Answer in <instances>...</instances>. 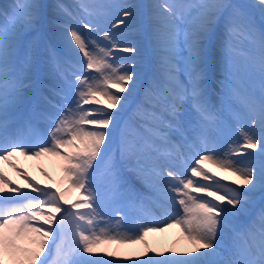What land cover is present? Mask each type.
Instances as JSON below:
<instances>
[{"label": "snow or ice", "instance_id": "1", "mask_svg": "<svg viewBox=\"0 0 264 264\" xmlns=\"http://www.w3.org/2000/svg\"><path fill=\"white\" fill-rule=\"evenodd\" d=\"M139 7L96 0H78L75 12L60 0L0 7V162L38 193L21 192L0 171V264H115L96 258L101 243H144L137 264H264V207L241 222L256 193L264 201V0L145 5L153 78L137 98L141 69L116 54L139 55L126 35ZM112 8L117 19L101 28ZM48 25L60 47L44 38ZM217 70L224 79L214 91ZM17 154L60 157L68 189L38 187L11 162ZM205 163L235 179L222 183ZM127 172L153 195L137 190ZM69 189L81 192L79 202L63 208ZM148 201L178 204L183 214L151 218L130 232L121 207L142 212ZM174 226L190 249L145 242Z\"/></svg>", "mask_w": 264, "mask_h": 264}, {"label": "rangeland", "instance_id": "2", "mask_svg": "<svg viewBox=\"0 0 264 264\" xmlns=\"http://www.w3.org/2000/svg\"><path fill=\"white\" fill-rule=\"evenodd\" d=\"M240 1L241 2H238V3H242V4H245V5H252L253 2H254V0H240ZM8 2L9 3H3V6L12 3V0H8ZM45 2L51 3V2H53V0H45ZM60 2L65 3V0H60ZM71 2L74 3V2H78V1L77 0H75V1L71 0ZM96 2L97 3H101V4H106V3H125V2H127V3H132V4H136V5L140 6L138 8V15H137L136 19L133 21L131 18H129L128 23H129L130 27H129V29L126 30V35L128 36L129 40H134V41H136L139 44V49H140L139 50V55H137L135 53H123V52L118 53V54L123 55V57H129V58H132V59L136 60L138 68L141 69L140 79L137 82V88L139 86H141V85L144 86V88L148 87L149 83L151 82V79L149 77H147V75H146L147 72H146L145 66H144L146 63L149 62V59H145L146 56H145V50H144V48H148V46H147V43L145 42V40L143 38L142 29H143L144 25L141 24V18L144 15L146 16V11H142V8L144 7V5H147V4L151 3L152 0H96ZM75 11H76V8H75V10L73 12H75ZM117 11L118 10L115 9V8L108 9V15L105 16L106 21H107L108 24L106 23V25H104L105 27H110L111 22L114 21L115 19H117V15H116ZM253 11H255L256 14L258 13V15H256V18H257V16L259 17L258 9H254ZM257 21L259 22L258 19H257ZM47 27H48L47 29L50 30L52 36L60 43V41L54 36V33L56 31L55 27L51 26V25H48ZM120 27L123 28V25H121ZM86 31H85V35H88L86 33ZM151 61H152V58H151ZM145 79H146V81H145ZM144 82H146V83H144ZM257 88H258V85H257ZM100 98H103V97H100ZM103 103H106V101L102 102V104ZM65 151H67V150H65ZM22 158H23V161H26V159H27L26 157L25 158L24 157H20V159H22ZM233 159H234V157H233ZM236 159H242V157H236ZM1 163L4 164V165H7L6 163H3V162H0V165H1ZM33 163H34V161H33ZM64 163L65 162L63 160L61 162H59V164H61V167L56 172H55L56 168L52 167V169H51L48 166H44L43 163H41V162L35 163V165L34 164L26 165L25 163H23V164L17 165L16 167L22 173L26 174L28 180H31L34 184H36L40 188H42V189H44L46 191H56V189L59 188L61 191H63L65 189H68V184H67V181L65 180L64 173L62 171V166L64 165ZM31 166H34V168L37 169L38 172L35 173V171L31 168ZM212 170H215V172L217 174L221 175L222 171H220L218 168L213 167ZM0 171L3 172L5 178L10 180L12 182V185H13V183L15 181H13L14 179H12V176L7 175V174L4 173L6 171V169H4L2 167L0 169ZM51 171H54L53 172L54 174L51 175V173H50ZM44 173H46V175ZM222 173L226 176V178L228 177L227 179L229 180V178H230L229 172H222ZM14 177L23 178V181L25 183L21 182L20 186H23L26 189L29 188V190L32 191L31 187L27 184V182H26V180H25V178L23 176L17 174V172H16ZM136 180L139 182L138 179H136ZM52 181H53V183H52ZM53 184H55V185H53ZM23 187H21V188H23ZM26 191L21 190V192H23V193H26ZM67 193H68V191L66 192L65 197H64V200H66L67 203H64V201H61V204H62L63 208H66L64 206V204L65 205H69L70 201L76 200V198H74V196H72V195L68 196ZM73 193H76V192L71 191V194H73ZM27 195L30 196V197H35V196L38 195V193L31 192V193H27ZM80 195H81V193H80ZM252 199H253V203L251 204V206L253 207L254 202H256V200H255L256 198L253 197ZM44 211H46V210H44ZM62 214L63 213H57L56 215L59 217ZM107 215L108 216L106 217V219H109L111 221V223L113 225H115V221H116L115 214L111 210H108ZM121 217H125V216H121ZM121 224L124 225V220H122V219H121ZM127 224L131 225L129 221L127 222ZM124 227L126 229H128L129 231H132L131 229H129L125 225H124ZM21 242H25V241H21ZM50 243H51V241H50ZM126 245L127 244L101 243V244H99L97 246V249H96L97 258H102V259H105V260L113 261L116 258H118V256H114V257L113 256H104L103 253L105 251H107V252H115V253H117V255H118V253L122 254L123 253V248Z\"/></svg>", "mask_w": 264, "mask_h": 264}, {"label": "bare ground", "instance_id": "3", "mask_svg": "<svg viewBox=\"0 0 264 264\" xmlns=\"http://www.w3.org/2000/svg\"><path fill=\"white\" fill-rule=\"evenodd\" d=\"M72 6H74V4L72 3ZM216 72V71H215ZM144 93V92H143ZM138 96V95H137ZM139 97V96H138ZM18 155H16L15 157L12 158V163L15 165H20V161L21 159H18L17 157ZM33 161H35V163H43L44 166H48L52 169V167H55L56 169H60L61 164H59V162L62 161V159L60 157H55V156H48V155H44L41 156L39 158L33 159L31 158ZM30 159V162L32 163ZM2 167L4 169H6V172H4L5 174L10 173L11 175H14L16 171H12V168L8 167V165H2ZM203 167L208 171V168L210 169L211 166L209 163H205L203 165ZM176 170V169H174ZM36 172H38V170H35ZM52 173L54 171H51ZM223 175V174H222ZM225 178L226 176L223 175ZM230 176V180H234L235 177L232 176L229 173ZM228 178V177H227ZM198 179V178H197ZM203 181V180H200ZM73 190V189H72ZM69 191V190H68ZM78 193V191H77ZM79 194V193H78ZM77 196V195H76ZM72 204L66 205V208H70ZM159 206L163 205L162 202H160L158 204ZM172 206V205H170ZM180 207L178 204L175 205V207ZM176 210V209H175ZM177 211H175L176 213ZM146 243L152 247V248H156V249H160V250H164L167 248H171L174 247L177 252H181L187 249H190L191 245L189 244V242L184 238V234L182 233L181 229L179 227H171V228H166L164 231L162 232H153V233H149L146 237H145ZM24 246H30L28 245L26 242H21ZM224 243H230V241H228L227 239L224 241ZM144 243H135V244H127L126 246H124L123 248V253H118V257L115 260H113L115 262V264H137L136 258L140 257L141 259H143L144 257L141 256V253L144 251ZM168 253H166L167 255ZM149 255H152V253H149ZM124 257H127V259H123ZM97 258V257H96ZM102 259V258H101ZM157 259H159V257H157Z\"/></svg>", "mask_w": 264, "mask_h": 264}]
</instances>
